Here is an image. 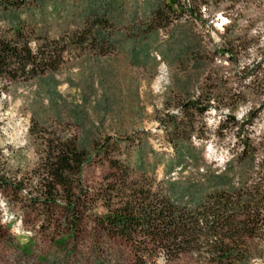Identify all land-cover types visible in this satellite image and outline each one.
I'll use <instances>...</instances> for the list:
<instances>
[{
    "label": "trees",
    "instance_id": "obj_1",
    "mask_svg": "<svg viewBox=\"0 0 264 264\" xmlns=\"http://www.w3.org/2000/svg\"><path fill=\"white\" fill-rule=\"evenodd\" d=\"M203 5L209 0H0L4 90L37 80L54 99L53 73L67 54L123 51L138 64L162 31L174 59L202 78L195 94L184 84L174 101L176 112L159 119L172 149L168 155L152 147L146 152L135 135L91 143L56 135L43 139L37 186L41 196L31 198L33 205L62 214L68 234H79L86 229L85 206L91 201L83 186V167L104 157L112 169L99 195L105 212L94 214L92 222L132 247L133 264H147L157 251L168 262L186 259L193 264H249L263 252L244 242L264 237V135L257 140L251 136L264 99L250 105L241 119L236 110L247 97L264 95V58L240 64L239 55L250 43L246 32L233 30V23L224 25L220 44L204 46L192 24L208 23L200 12ZM53 21L64 26L56 36L49 35ZM216 56H226L233 67L216 63ZM211 109L221 115L219 131L230 125L237 137L221 168L208 163L192 141L200 138V118ZM161 166L164 175L158 178Z\"/></svg>",
    "mask_w": 264,
    "mask_h": 264
},
{
    "label": "rangeland",
    "instance_id": "obj_2",
    "mask_svg": "<svg viewBox=\"0 0 264 264\" xmlns=\"http://www.w3.org/2000/svg\"><path fill=\"white\" fill-rule=\"evenodd\" d=\"M200 12L208 23L192 24L204 46L220 44L224 25L233 23V30L246 32L250 43L239 55L240 64L264 58V0H209ZM62 25L49 23V35L56 36ZM167 39L162 31L149 55L138 64L123 51L109 55L67 54L53 73L58 93L54 99L49 98L47 86L41 81L17 82L8 90L0 82V174L4 173L0 185V264H133L132 247L108 236L92 222L94 214L105 212L99 195L112 169L104 157H94L83 167V186L91 201L85 206L86 229L79 234L69 235L62 214L40 209L31 198L41 196L37 186L43 139L52 135L90 143L101 142L107 136L125 140L135 135L142 139L146 152L152 147L166 155L172 153L159 119L168 111L176 112L174 101L184 84L190 94H195L202 78L174 59L175 52ZM216 57V63L233 67L226 56ZM263 99L264 95L259 99L247 97L236 110L237 118ZM35 114H39V121ZM220 117L214 109L207 111L200 118V138H192L208 163L212 161L219 168L231 157L229 149L237 139L230 125L219 131ZM251 129L255 140L264 135V108L254 118ZM88 149L93 152L92 147ZM155 174L163 177L162 166ZM244 246L256 253L263 251L249 264H264V237L248 239ZM147 264L193 263L186 259L168 262L165 254L157 251Z\"/></svg>",
    "mask_w": 264,
    "mask_h": 264
}]
</instances>
